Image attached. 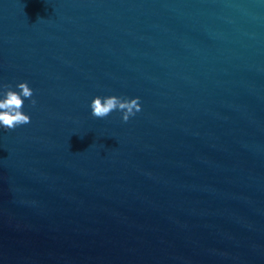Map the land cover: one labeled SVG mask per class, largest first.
<instances>
[{
  "label": "water",
  "instance_id": "water-1",
  "mask_svg": "<svg viewBox=\"0 0 264 264\" xmlns=\"http://www.w3.org/2000/svg\"><path fill=\"white\" fill-rule=\"evenodd\" d=\"M22 82L0 264H264V0H0V94Z\"/></svg>",
  "mask_w": 264,
  "mask_h": 264
},
{
  "label": "clouds",
  "instance_id": "clouds-1",
  "mask_svg": "<svg viewBox=\"0 0 264 264\" xmlns=\"http://www.w3.org/2000/svg\"><path fill=\"white\" fill-rule=\"evenodd\" d=\"M19 91L13 90L11 85H3L6 92L0 94V127L6 130H14L18 126L31 122V117L22 110L26 99H30L33 105L36 100L32 99L34 90L28 82L19 83L16 86ZM91 115L95 118H105L114 110L123 112V121L127 122L130 117L142 110L140 98L124 99L117 96H97L91 102Z\"/></svg>",
  "mask_w": 264,
  "mask_h": 264
}]
</instances>
